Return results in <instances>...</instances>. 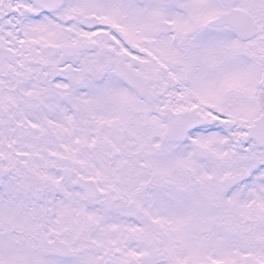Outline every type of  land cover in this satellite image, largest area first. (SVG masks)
Wrapping results in <instances>:
<instances>
[{"label": "snow or ice", "instance_id": "1", "mask_svg": "<svg viewBox=\"0 0 264 264\" xmlns=\"http://www.w3.org/2000/svg\"><path fill=\"white\" fill-rule=\"evenodd\" d=\"M0 264H264V0H0Z\"/></svg>", "mask_w": 264, "mask_h": 264}]
</instances>
